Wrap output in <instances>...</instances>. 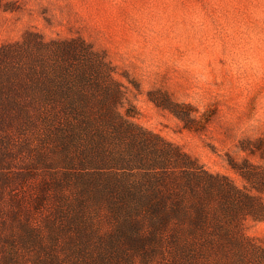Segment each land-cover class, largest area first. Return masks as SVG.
I'll use <instances>...</instances> for the list:
<instances>
[{
    "label": "rangeland",
    "instance_id": "1",
    "mask_svg": "<svg viewBox=\"0 0 264 264\" xmlns=\"http://www.w3.org/2000/svg\"><path fill=\"white\" fill-rule=\"evenodd\" d=\"M25 31L92 45L123 84L118 110L131 111L127 119L136 127L130 130L147 131L144 138L156 149L169 154L164 142L177 145L202 169L238 187L245 181L228 157L264 168V0H21L18 11L0 10V44ZM165 94L190 104L195 119H210L200 130L183 127L155 103ZM109 125L96 113L18 119L2 130L0 231L17 229L15 216L43 223L58 213L77 214L98 231L112 261L264 264V221L222 217L203 231L173 221L157 231L150 210H130L114 192L101 193L111 180L144 178L132 169L114 170L123 166L129 140L109 134ZM69 129L74 133L67 139ZM173 171L181 176V169Z\"/></svg>",
    "mask_w": 264,
    "mask_h": 264
},
{
    "label": "trees",
    "instance_id": "2",
    "mask_svg": "<svg viewBox=\"0 0 264 264\" xmlns=\"http://www.w3.org/2000/svg\"><path fill=\"white\" fill-rule=\"evenodd\" d=\"M20 8L21 0H0V10L14 12ZM111 71L104 56L79 38L45 39L25 31L20 39L1 43L0 132L18 119L77 120L99 113L110 124L109 134L124 135L129 140L120 157L123 166L114 170L125 173L132 169L144 176L129 182L111 180L100 192H114V198L126 201L130 210H150L154 230L163 231L173 221L185 223L193 231H203L205 225L220 222L222 217L234 223L247 218L264 221V168L247 159L228 157L230 167L245 181L238 187L226 176L202 169L177 145L164 142L171 147L169 154L156 149L144 138L147 131L140 127L144 133L130 130L136 127L127 119L131 111L123 114L118 110L123 84L112 78ZM148 94L152 98L153 93ZM154 101L188 129L200 130L210 119H195L190 104L173 101L166 94L164 100ZM131 132L133 136H128ZM73 133L69 129L67 139ZM101 159L107 164V158ZM176 168L181 169V176L175 175ZM123 173L111 172L109 176L121 177ZM14 220L17 229L0 231V264H130L112 261L98 231L86 227L81 215L58 213L43 223H33L28 217L15 216Z\"/></svg>",
    "mask_w": 264,
    "mask_h": 264
}]
</instances>
